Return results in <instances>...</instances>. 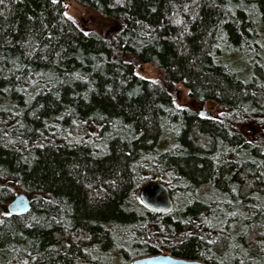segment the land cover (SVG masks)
Here are the masks:
<instances>
[{
	"label": "trees",
	"instance_id": "trees-1",
	"mask_svg": "<svg viewBox=\"0 0 264 264\" xmlns=\"http://www.w3.org/2000/svg\"><path fill=\"white\" fill-rule=\"evenodd\" d=\"M70 1L0 0V264H264V0Z\"/></svg>",
	"mask_w": 264,
	"mask_h": 264
},
{
	"label": "water",
	"instance_id": "water-1",
	"mask_svg": "<svg viewBox=\"0 0 264 264\" xmlns=\"http://www.w3.org/2000/svg\"><path fill=\"white\" fill-rule=\"evenodd\" d=\"M137 69L142 70V64H139ZM204 114L210 115L207 110L201 111ZM141 201L148 207L166 212L173 208L174 201L172 199L169 188L162 181H154L144 185L140 190ZM31 200L24 192H18L15 197L7 205L10 213L23 212L29 209ZM133 264H212L200 259H190L176 256L169 252H159L156 254L137 257L133 260Z\"/></svg>",
	"mask_w": 264,
	"mask_h": 264
},
{
	"label": "rangeland",
	"instance_id": "rangeland-1",
	"mask_svg": "<svg viewBox=\"0 0 264 264\" xmlns=\"http://www.w3.org/2000/svg\"><path fill=\"white\" fill-rule=\"evenodd\" d=\"M65 14L75 20L87 31H97L100 32L101 35L105 36H111L113 33V27L115 26L113 21L111 22L101 14L83 7L75 0H72L68 3L66 2ZM146 73L149 75H159V71L156 69H148ZM173 90L175 92V101L178 105L187 106L191 104L192 100L188 93V90H186V88L182 84H174ZM199 110L214 112V110L209 108L207 105H203Z\"/></svg>",
	"mask_w": 264,
	"mask_h": 264
},
{
	"label": "bare ground",
	"instance_id": "bare-ground-1",
	"mask_svg": "<svg viewBox=\"0 0 264 264\" xmlns=\"http://www.w3.org/2000/svg\"><path fill=\"white\" fill-rule=\"evenodd\" d=\"M163 183H165V182H163ZM165 184H166V183H165ZM145 185H146V184H145ZM166 185H167V184H166ZM167 187H168V186H167ZM168 188H169V187H168ZM29 198H30V197H29ZM172 199H173V198H172ZM30 200H31V199H30ZM173 201H174V200H173ZM9 203H10V202H9ZM9 203H8V204H9ZM8 204H7V205H8ZM173 206H174V205H173ZM6 209H7V206H6ZM7 211H8V209H7ZM155 211H156V210H155ZM8 212H9V211H8ZM159 212H161V211H159ZM9 213H10V212H9ZM133 260H134V259H133Z\"/></svg>",
	"mask_w": 264,
	"mask_h": 264
}]
</instances>
